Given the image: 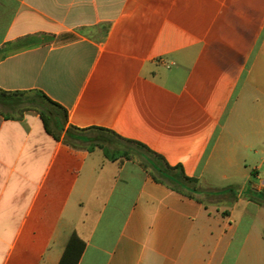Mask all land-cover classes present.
I'll return each instance as SVG.
<instances>
[{
	"label": "crops",
	"instance_id": "obj_1",
	"mask_svg": "<svg viewBox=\"0 0 264 264\" xmlns=\"http://www.w3.org/2000/svg\"><path fill=\"white\" fill-rule=\"evenodd\" d=\"M0 89L41 91L85 138L139 142L202 190L0 105V264H59L73 233L78 264H264V0H0Z\"/></svg>",
	"mask_w": 264,
	"mask_h": 264
},
{
	"label": "trees",
	"instance_id": "obj_2",
	"mask_svg": "<svg viewBox=\"0 0 264 264\" xmlns=\"http://www.w3.org/2000/svg\"><path fill=\"white\" fill-rule=\"evenodd\" d=\"M0 105L6 111L15 112L20 109L21 114L29 110L36 111L40 115L46 131L56 141H61L63 137V142L73 148L86 146L89 151L100 148L106 158L111 161L119 159L138 161L154 181L166 184L188 197L193 198L202 192L198 187L199 180L188 177L182 166H171L163 156L139 142L123 139L114 132L101 128H94L99 133L96 138H85L83 133L87 130L68 127L67 109L41 91L11 93L0 89ZM121 142L130 147L124 146ZM132 146L136 148L139 158L133 152ZM232 190V188H228L225 191ZM85 247L86 243L76 233H73L59 264H78Z\"/></svg>",
	"mask_w": 264,
	"mask_h": 264
},
{
	"label": "rangeland",
	"instance_id": "obj_3",
	"mask_svg": "<svg viewBox=\"0 0 264 264\" xmlns=\"http://www.w3.org/2000/svg\"><path fill=\"white\" fill-rule=\"evenodd\" d=\"M91 135H92V136H93V135L95 136L96 133H95V132H94V133H91ZM121 143H122V142H121ZM122 144H123L124 146H126V147H130V146L127 145L126 143H122ZM132 147H133V146H132ZM132 150H133V152L136 154V157L139 158V156L137 155V150H136V148L133 147ZM250 195H251L252 197L259 198L257 194L252 193V192H250L249 194H244V197H249ZM200 198H201L203 201H208V198H206L205 196H201ZM244 223H246V222H244ZM242 228H247L246 224H244ZM261 229H264V222L261 221V220H259L258 224L256 225L255 230H256V232H257V231H260ZM242 243H243L242 240H241V241H236L235 244H234V246L237 247V246H239V244H242Z\"/></svg>",
	"mask_w": 264,
	"mask_h": 264
}]
</instances>
